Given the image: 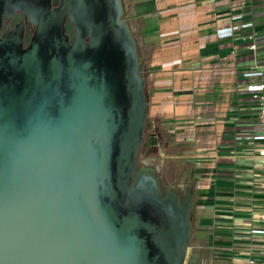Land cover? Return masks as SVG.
I'll return each instance as SVG.
<instances>
[{
  "label": "water",
  "instance_id": "95a60500",
  "mask_svg": "<svg viewBox=\"0 0 264 264\" xmlns=\"http://www.w3.org/2000/svg\"><path fill=\"white\" fill-rule=\"evenodd\" d=\"M15 10L34 27L0 32V264H197L190 191L137 161L146 94L122 0H0Z\"/></svg>",
  "mask_w": 264,
  "mask_h": 264
},
{
  "label": "crops",
  "instance_id": "0c3cea01",
  "mask_svg": "<svg viewBox=\"0 0 264 264\" xmlns=\"http://www.w3.org/2000/svg\"><path fill=\"white\" fill-rule=\"evenodd\" d=\"M122 5L148 51L145 63L139 59L144 162L162 186L190 191L188 253H196L197 264H263L264 140L254 137L256 101L242 88L257 80L244 72L263 61L261 0ZM223 27L229 32L218 31ZM150 133L157 141L147 145Z\"/></svg>",
  "mask_w": 264,
  "mask_h": 264
},
{
  "label": "built area",
  "instance_id": "2783aa9c",
  "mask_svg": "<svg viewBox=\"0 0 264 264\" xmlns=\"http://www.w3.org/2000/svg\"><path fill=\"white\" fill-rule=\"evenodd\" d=\"M261 9L264 17V0H261ZM124 19L128 20L127 18H125V16ZM229 29L230 27H223L221 29H218V31L222 30V32H229ZM262 40H263V48H264V29H263ZM248 48H254V43H249ZM141 71H142V67H141ZM244 75L255 76L257 78V80L242 86V88L250 91L251 97H253L256 101V118L259 125L260 133L255 134L254 137H259L264 140V54H263L262 63L257 65L252 70L245 71ZM259 153L264 155V145L259 149ZM170 186H172L175 189V191L180 193L181 190L178 189L177 186L176 187L174 185H170ZM249 262L252 263L253 259H249Z\"/></svg>",
  "mask_w": 264,
  "mask_h": 264
},
{
  "label": "flooded vegetation",
  "instance_id": "af4514ba",
  "mask_svg": "<svg viewBox=\"0 0 264 264\" xmlns=\"http://www.w3.org/2000/svg\"><path fill=\"white\" fill-rule=\"evenodd\" d=\"M21 26V30L23 36L30 35L34 25L31 24L28 20H26L25 15L23 13H19L15 10L11 15H8L6 11L2 12L0 15V32L5 29H10L13 26L19 25Z\"/></svg>",
  "mask_w": 264,
  "mask_h": 264
},
{
  "label": "trees",
  "instance_id": "16d2710c",
  "mask_svg": "<svg viewBox=\"0 0 264 264\" xmlns=\"http://www.w3.org/2000/svg\"><path fill=\"white\" fill-rule=\"evenodd\" d=\"M136 48H137V53L139 55V59L140 61H142L143 63H145L146 57H147V50H141V46L136 42ZM144 86L146 88V84L144 82Z\"/></svg>",
  "mask_w": 264,
  "mask_h": 264
},
{
  "label": "rangeland",
  "instance_id": "374dc122",
  "mask_svg": "<svg viewBox=\"0 0 264 264\" xmlns=\"http://www.w3.org/2000/svg\"><path fill=\"white\" fill-rule=\"evenodd\" d=\"M144 154H143V151L140 147L139 151H138V154H137V161L140 162V161H144ZM148 162H153V160L149 159Z\"/></svg>",
  "mask_w": 264,
  "mask_h": 264
}]
</instances>
